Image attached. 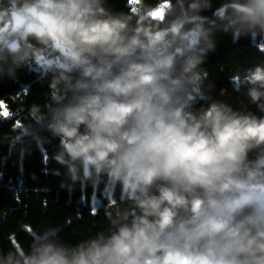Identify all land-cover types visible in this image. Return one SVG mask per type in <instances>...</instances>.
<instances>
[{
    "label": "clouds",
    "instance_id": "1",
    "mask_svg": "<svg viewBox=\"0 0 264 264\" xmlns=\"http://www.w3.org/2000/svg\"><path fill=\"white\" fill-rule=\"evenodd\" d=\"M217 33L264 51V0H0V78L50 77L29 115L68 186L108 201L105 230L69 244L30 227L0 264H264V116L207 95ZM231 79L264 113V63Z\"/></svg>",
    "mask_w": 264,
    "mask_h": 264
},
{
    "label": "trees",
    "instance_id": "2",
    "mask_svg": "<svg viewBox=\"0 0 264 264\" xmlns=\"http://www.w3.org/2000/svg\"><path fill=\"white\" fill-rule=\"evenodd\" d=\"M133 2L136 5V0H109V5L115 10L128 11L135 7ZM220 2L213 0V9ZM145 3L155 4L156 0ZM204 14L210 16L212 12ZM215 39L216 48L202 65L208 72L204 81L207 95L228 103L234 110L264 116L250 102L247 88L235 86L231 79L237 71L264 63V51L258 50L257 42L247 37L234 42L231 34L217 33ZM49 79L27 69L18 70L16 79L0 78V247L5 250L12 242L27 247L31 242L27 234L30 227L40 231L59 227V235L69 244L88 239L108 227L104 217L106 196L91 184L68 186L66 169L54 159L59 138L45 131L29 115L33 105L47 103ZM222 92L225 94L221 95ZM204 103L201 100L196 106ZM4 111L8 116L2 115ZM24 125H32L38 135L19 138L18 132ZM100 188L103 190L104 185ZM94 191L99 198L91 204ZM119 194L117 190V197Z\"/></svg>",
    "mask_w": 264,
    "mask_h": 264
},
{
    "label": "rangeland",
    "instance_id": "3",
    "mask_svg": "<svg viewBox=\"0 0 264 264\" xmlns=\"http://www.w3.org/2000/svg\"><path fill=\"white\" fill-rule=\"evenodd\" d=\"M133 6H135V2H133ZM161 7L163 8L164 5L162 4ZM104 189V188H103ZM102 196H107L106 192H103V194H101ZM120 195V194H119ZM97 198H99V196L97 195L96 191H94L91 195V204H93Z\"/></svg>",
    "mask_w": 264,
    "mask_h": 264
},
{
    "label": "snow or ice",
    "instance_id": "4",
    "mask_svg": "<svg viewBox=\"0 0 264 264\" xmlns=\"http://www.w3.org/2000/svg\"><path fill=\"white\" fill-rule=\"evenodd\" d=\"M164 7H166V5L164 6ZM158 15H163V11L161 10V12H159L158 13ZM0 103H2V102H0ZM2 115H4V116H8V112L7 111H4L3 113H2Z\"/></svg>",
    "mask_w": 264,
    "mask_h": 264
}]
</instances>
